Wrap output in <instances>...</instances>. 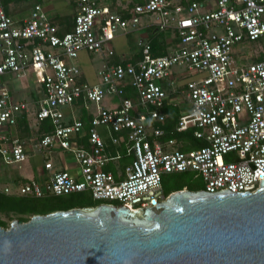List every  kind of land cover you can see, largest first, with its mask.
<instances>
[{
	"label": "built area",
	"instance_id": "1",
	"mask_svg": "<svg viewBox=\"0 0 264 264\" xmlns=\"http://www.w3.org/2000/svg\"><path fill=\"white\" fill-rule=\"evenodd\" d=\"M76 4L73 27L60 32L40 4L16 24L0 0V77L22 78L32 70L41 89L31 101L15 100L0 82V128L15 127L23 114L36 123L49 119L53 130L36 137L35 146L65 151L78 166L72 174L49 158L45 177L4 186L3 193L87 192L102 204L138 209L168 198L164 176L183 172L200 177L207 192L255 191L264 179V49L237 63L232 47L264 36V0H139L126 16L96 0ZM146 14H156L153 26L178 39L169 51L154 54L148 41L141 42L133 60L105 59L96 82L67 61L90 51L113 56L108 44L129 25L137 29ZM113 96L114 107L90 112L87 130L80 112L67 117L63 110L89 111L88 103ZM167 105L178 107L172 131L188 132L186 141L165 137ZM0 157L9 164L26 159L17 134L8 140L0 133Z\"/></svg>",
	"mask_w": 264,
	"mask_h": 264
},
{
	"label": "water",
	"instance_id": "2",
	"mask_svg": "<svg viewBox=\"0 0 264 264\" xmlns=\"http://www.w3.org/2000/svg\"><path fill=\"white\" fill-rule=\"evenodd\" d=\"M0 264H264V179L253 192L183 188L151 207L13 219L0 226Z\"/></svg>",
	"mask_w": 264,
	"mask_h": 264
},
{
	"label": "rangeland",
	"instance_id": "3",
	"mask_svg": "<svg viewBox=\"0 0 264 264\" xmlns=\"http://www.w3.org/2000/svg\"><path fill=\"white\" fill-rule=\"evenodd\" d=\"M64 1L65 4L64 5ZM98 6L102 5H108L110 0H96ZM213 0H211L212 2ZM35 2H41L43 4H46L47 0H30L29 3L33 4ZM52 4L61 6L60 9H52L50 10L49 14H56V11L61 10L63 13L70 14L73 12L74 7L71 3V0H52ZM154 23H157V15L156 14H146L141 17L140 26H144L141 30H134L131 25H129V29L127 30L130 32L129 34L125 35L123 32H118L116 39L113 42L112 48L114 49V55L104 57L101 52H85L82 54L80 60L78 59H70L67 61L71 63H76L79 67L83 65V63L86 62L87 66H82L83 70H86V74L88 75L92 70L98 71L102 63L107 59L110 61L111 59L118 58L119 60H122L123 62V56L122 53L126 54V56L130 54H134L136 52L135 56H139L140 50H141V42L140 35L142 33L152 34L154 32H158L157 28H155L153 25ZM136 31V32H135ZM168 35H172L170 30L165 31ZM113 41V40H112ZM145 41V40H144ZM171 48H168V51ZM233 52L238 53L239 56H237L236 61L237 63L243 62L241 57H245L244 61H251L255 53L263 51L264 49V36L260 37L259 39H256L254 41H241L237 44H234ZM137 58V57H136ZM83 62V63H80ZM90 63V64H89ZM88 67V68H86ZM81 68V67H80ZM92 68V70H91ZM181 70H184L182 67H175V71L179 72ZM201 77V76H198ZM196 76H191L190 78H198ZM88 80L90 81V78L88 77ZM0 82H4V85H6L7 89L9 90L11 97L15 100H18L20 98H24L27 101H31L32 99L36 98V96H39L41 94L40 85L38 82L37 76L34 74L32 70H28L26 72V75L22 78L16 77L14 74H4L0 77ZM29 93V94H28ZM117 97H108V99H105V101L100 103H88L89 106V112H95L97 111V108L99 107H114V103L117 102ZM77 109V108H76ZM63 110L67 117H74L76 116L80 110L79 108L76 111H73L68 106L63 107ZM72 110V111H71ZM71 111V112H70ZM188 141L194 142V146H197V141L195 139H187ZM193 140V141H192ZM41 149L34 150V154L32 156H29V158L25 162L21 163H6L0 158V192H2V189L4 186L12 187V177L20 173L22 170L23 172L30 174L31 171L38 167L40 164H42L43 158L40 157L38 154ZM45 151V150H44ZM73 158V157H72ZM71 158V159H72ZM50 159L55 164V168H64L68 171L73 172L74 168L71 170L70 168H67V163L64 161L62 156L58 152H50ZM74 160V159H73ZM66 166V167H65ZM22 169V170H21ZM29 170V172L27 171ZM78 170V168H77ZM165 185H163V190L165 193H167V190L177 187L182 184H188L191 183L195 187H203L204 183L200 177H195L194 173L192 172H186V174H170L165 175ZM77 195H73L70 197L63 196L60 200H70L77 199ZM86 198V197H85ZM71 199V200H72ZM57 200V199H55ZM0 217L4 219L7 222V227H9L10 222L13 220L14 214H4L0 213Z\"/></svg>",
	"mask_w": 264,
	"mask_h": 264
},
{
	"label": "trees",
	"instance_id": "4",
	"mask_svg": "<svg viewBox=\"0 0 264 264\" xmlns=\"http://www.w3.org/2000/svg\"><path fill=\"white\" fill-rule=\"evenodd\" d=\"M139 0H110L108 6L111 10L117 11L119 13H122L124 16L127 15V10L130 9L135 2H138ZM182 3H187V0H182ZM74 13L72 17H69L66 19V23L52 21L55 25L58 26L60 32L65 30H71L74 23V16L77 10V4L76 0H74ZM158 31V30H157ZM177 38L173 37L171 41H167L165 39V36L163 32L158 31L154 32L150 35V39L148 42L152 46V51L154 54H162L165 53L168 48L174 47L177 43ZM115 53V52H114ZM126 60H133V58H127ZM123 59V62L126 61ZM109 62H122V60H119L118 58L112 59ZM165 110L169 113V116L165 123L162 124V126L165 128L166 135L165 137H175L181 141H186V138L189 136L188 132H176L172 131L174 124L177 120V117L179 115L178 107L167 105L165 107ZM79 118L84 122L85 129L87 130L89 125V119L91 118V113L89 111H86L83 107L80 109ZM16 134L17 136L19 133H22L24 130L26 134V138H29L30 129H29V116L27 114H23L18 118L17 124H16ZM34 133L37 137H41L42 135L49 133L53 130V125L49 119H44L42 121H39L36 123L35 128L33 129ZM85 141V139H84ZM193 141V140H192ZM85 143V142H84ZM194 144V142H192ZM197 144H202L201 141H197ZM197 145V146H198ZM86 146V145H84ZM181 148L183 150H186L188 147L185 145H182ZM111 166H108L110 168ZM186 174V172H183L182 174ZM174 174H181V173H174ZM167 175V174H166ZM170 175V174H168ZM27 179H22L20 182H24ZM14 184L16 181H12ZM165 176L163 179V185H165ZM186 188L191 191H197L201 190L203 187H195L191 183L188 184H182L177 187L171 188L167 190V194L176 190H180ZM74 195H77V199L70 200H60L63 198V196L70 197ZM86 197V198H85ZM57 199V200H55ZM72 199V200H71ZM100 202L96 201L91 198V196L87 192H75L60 196H44V197H33L29 195H14V194H5L0 192V213L4 214H14L13 219H17L19 222H25L27 221L30 216L34 214H46L51 211L55 210H66L70 208H81V207H90V206H96ZM0 226L6 228L7 222L0 217Z\"/></svg>",
	"mask_w": 264,
	"mask_h": 264
},
{
	"label": "crops",
	"instance_id": "5",
	"mask_svg": "<svg viewBox=\"0 0 264 264\" xmlns=\"http://www.w3.org/2000/svg\"><path fill=\"white\" fill-rule=\"evenodd\" d=\"M29 1L30 0H1L2 5H3L6 13L15 21L16 24H23L24 21L28 19L30 12H31V9L33 8V6L35 4H40L41 7L43 8V10L45 11L46 15L50 18L51 21H54L55 24H56V22H58L59 24H60V22L66 23L65 22L66 19H68L69 17H72L74 10H75L74 9L73 12H71L70 14L63 13V12H61V10L56 11V14H49L50 10H52L54 8L60 9L61 8L60 4L59 5L58 4L57 5L52 4L51 3L52 0H47L46 4H43L41 2H35V3L31 4V3H29ZM71 3L73 5V7H75L74 0H71ZM64 5H67V4H65V1H64ZM143 28H144V26H139L135 30L138 31V30H141ZM123 33L125 35H127L130 32H123ZM163 34H164L165 39L167 41L172 40L173 37L171 35H168L166 32H163ZM150 35L151 34L141 32V35L139 36L140 37L139 41L140 42L148 41L150 39ZM116 36H115L114 40L116 39ZM114 40L108 44L109 47L112 48ZM171 48H173V47H171ZM83 53H85V52H82L80 54L78 60H80ZM121 55L124 57L123 59H125V60L127 58L135 59L136 57H138V56H135L136 52L134 54H130L128 56H126V54H124V53H122ZM80 63H83V62H80ZM82 66L83 67L87 66L86 62L83 63ZM82 66H80V67H81V70L83 73L82 74L83 78H86L88 80V77H89L90 82L98 81L99 78H98L96 71L92 70V68H91L92 71L87 75L86 70H83ZM86 68H88V67H86ZM2 83H4V82H2ZM35 126H36V122L33 120L32 116H29V129H30L29 138L27 139L26 136H24L26 134L25 130L22 133H19V135H18V137L24 143V146H25L26 152H27V157L22 162H25L29 158V156H32L34 154V150H37V147L34 144L35 138L37 137L36 134L34 133V130H33L35 128ZM16 131H17L16 126L15 127H9V128L8 127L0 128V133H4L6 135V137L8 138V140L15 137ZM40 152L41 153L38 152V154L40 155L41 158H43L42 164H40L38 167L34 168L31 171V173L29 172V170H27L30 174H27L26 172L24 173L23 170L21 169L22 171L20 173H18L17 175H15L14 177H12L13 178L12 180H14L16 182H20L22 179L45 177L46 174L50 173V171L46 170L43 165H44V162L50 158V152H53V153L58 152L62 156L64 161L67 163V166H68L67 168H70L71 170L74 168V171L71 173L72 174L76 173L78 166L76 165L75 160H73L74 158H72L73 156L71 154H68L62 150H51V151L45 150L44 151L41 149ZM19 163H21V162H19ZM16 164H18V163H16ZM53 164H54V162H53ZM54 167H55V164H54ZM56 169H64V168H56ZM64 170H67V169H64ZM68 172L70 173V171H68Z\"/></svg>",
	"mask_w": 264,
	"mask_h": 264
}]
</instances>
